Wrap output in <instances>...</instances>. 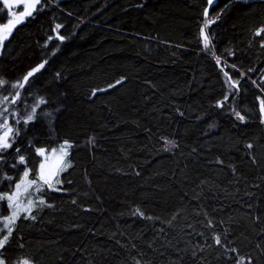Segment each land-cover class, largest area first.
I'll list each match as a JSON object with an SVG mask.
<instances>
[{"label": "trees", "instance_id": "1", "mask_svg": "<svg viewBox=\"0 0 264 264\" xmlns=\"http://www.w3.org/2000/svg\"><path fill=\"white\" fill-rule=\"evenodd\" d=\"M208 6L41 0L13 29L0 123L19 134L0 153V193L37 178V149L72 147L60 183L33 194L35 219H17L6 264H264V0H218L205 49ZM11 210L0 201V217Z\"/></svg>", "mask_w": 264, "mask_h": 264}, {"label": "snow or ice", "instance_id": "2", "mask_svg": "<svg viewBox=\"0 0 264 264\" xmlns=\"http://www.w3.org/2000/svg\"><path fill=\"white\" fill-rule=\"evenodd\" d=\"M14 2H18V0H3V3L8 7L11 8L12 4ZM214 0H208L209 4H212ZM41 3V0H26L24 5V11L20 12V14L17 16L15 13H13V18L9 19L6 24L0 25V48H3L5 41H7L10 37V35L13 32V29L24 22V19L27 17H30L34 14V11L37 10V5ZM205 21L203 26L200 29V34L202 37L203 45L205 49L210 48L211 45V37L207 34V29L209 26L213 23H215V20L219 18L217 15L214 19H208V9L206 8L204 11ZM61 26L57 25L56 28L59 29ZM261 34H264V27H261L256 30L255 35L259 36ZM51 39V37L49 38ZM62 40L63 37H60ZM217 62L219 63V58H217ZM44 65L40 64L34 68H32L26 75L23 76L22 80L16 81L15 83H12L11 87L16 89H23L25 87V84L29 81L30 77H32L36 72H38L41 68H43ZM227 76V73H225ZM230 83L233 86L238 85V81H232L231 78H228ZM121 81H116L117 84H119ZM7 81L4 79H0V87H3ZM109 87H113V85H110ZM20 92L17 91L15 93V96L12 99V103H15L16 100L19 98ZM228 97H225V100H227ZM9 97L4 96L2 99H0V103H4L5 101H8ZM45 101L43 98L39 101V104H43ZM39 104L36 105V107H39ZM36 107L33 108L32 114H29L27 117V120H25V124L32 121L35 118V112ZM260 110L261 112H264V100L260 101ZM4 111L6 112L7 109L5 108ZM3 115V112H0V116ZM236 115L239 117V119L243 120L244 117L240 115L239 112L236 113ZM18 123V121H17ZM0 128L3 129L2 134H0V153L6 151L7 149L11 148L12 142L11 139H14L15 135H18V130H15L9 126L7 119H4L2 123H0ZM72 147V144L69 141H64L62 145H60L59 150L53 149L50 155H45V149L40 148L37 149V153L41 156L45 157L44 162H42L39 166V171L37 172V178L29 180V171L26 170L24 172V178L22 181L18 184H16V191L13 192L11 195L7 193H0V201L6 200L8 207L12 209L11 214L8 216L0 217V264H6L5 259L3 258V249L8 245L14 228L15 223L17 219L19 218L20 214L22 212L28 213L29 216L26 218L35 219V216H31V210L34 207L43 206L45 205V201L43 199H39L38 201H33L32 199H29L26 205H22L19 202V198L22 194H27L29 189L33 188L35 186V190L39 192L45 185L50 188L54 189L55 184L60 183V181L57 179L60 172L64 171L67 167L70 166L69 162H67L66 157L69 155V149ZM251 147V145H249ZM17 152H19V149H16ZM3 157L0 156V159ZM19 161L23 163L25 161V158L23 156L19 157ZM10 179V178H9ZM58 190V189H55ZM216 243H220V238L216 237ZM20 264H30V261L28 260H22ZM238 264H244L243 258L238 261Z\"/></svg>", "mask_w": 264, "mask_h": 264}, {"label": "rangeland", "instance_id": "3", "mask_svg": "<svg viewBox=\"0 0 264 264\" xmlns=\"http://www.w3.org/2000/svg\"><path fill=\"white\" fill-rule=\"evenodd\" d=\"M25 2H26V0H18V2H14V3L12 4V7L9 8L10 13H11V19L13 18V15H12L13 13H15V14L18 16V15L20 14V12L24 11V5H25ZM37 6H38V5H37ZM25 19H26V18H25ZM25 19H24V20H25ZM0 52H1V48H0ZM2 132H3V130H2ZM2 132H1L0 134H2ZM59 148H60V146L57 147V148H52V149H50V150H47V151H45V155H50L53 149L59 150ZM44 160H45V157L43 156V161H42V162H44ZM27 170H28V169H27ZM23 178H24V175H23L22 179H23ZM22 179L19 181V183L22 181ZM28 179H29V180H32V178H31L30 176H28ZM15 191H16V188L13 190V192H15ZM13 192L9 193V195H11ZM35 192H36V190H35V186H34L33 188L29 189V191H28L27 194H22V195L20 196V198H19V202H20L22 205H26L29 199H32L33 201H35L36 197L33 196V194H35ZM11 211H12V210H11ZM22 213H23V212H22ZM22 213H21V214H22ZM10 214H11V212H10ZM10 214H9V215H10ZM21 214H20V215H21ZM0 223H2V222H0ZM24 260H28V261H30V264H34L30 259H24ZM20 262H21V261H20ZM20 262H19L18 264H20Z\"/></svg>", "mask_w": 264, "mask_h": 264}, {"label": "water", "instance_id": "4", "mask_svg": "<svg viewBox=\"0 0 264 264\" xmlns=\"http://www.w3.org/2000/svg\"><path fill=\"white\" fill-rule=\"evenodd\" d=\"M218 0H214V2L212 3V4H209V6H208V14H209V10H210V8H212L215 4H216V2H217Z\"/></svg>", "mask_w": 264, "mask_h": 264}]
</instances>
